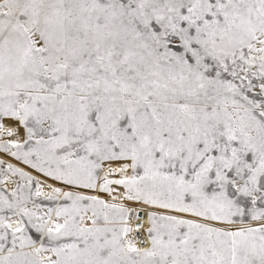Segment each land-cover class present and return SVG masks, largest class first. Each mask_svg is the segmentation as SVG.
<instances>
[{"label": "snow or ice", "instance_id": "snow-or-ice-1", "mask_svg": "<svg viewBox=\"0 0 264 264\" xmlns=\"http://www.w3.org/2000/svg\"><path fill=\"white\" fill-rule=\"evenodd\" d=\"M0 264H264V0H0Z\"/></svg>", "mask_w": 264, "mask_h": 264}]
</instances>
